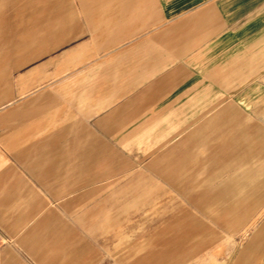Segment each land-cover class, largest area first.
Instances as JSON below:
<instances>
[{
    "label": "rangeland",
    "instance_id": "374dc122",
    "mask_svg": "<svg viewBox=\"0 0 264 264\" xmlns=\"http://www.w3.org/2000/svg\"><path fill=\"white\" fill-rule=\"evenodd\" d=\"M18 1L0 0V264H264V134L236 125V83L256 73L234 72L233 109L200 102L194 85L153 87L170 72H131L160 29L131 28L130 0ZM83 7L89 48L69 62L65 21ZM53 103L50 131L37 105ZM110 113L104 144L86 138Z\"/></svg>",
    "mask_w": 264,
    "mask_h": 264
},
{
    "label": "crops",
    "instance_id": "0c3cea01",
    "mask_svg": "<svg viewBox=\"0 0 264 264\" xmlns=\"http://www.w3.org/2000/svg\"><path fill=\"white\" fill-rule=\"evenodd\" d=\"M24 1L17 2V14H20ZM130 6L131 28L138 25V22H146L148 29H160L159 33L146 36L136 43L135 49H131L136 53L137 50H142L146 56L144 67L131 72H170L164 81L154 82L153 87L167 86L169 90L176 91L187 85H194L200 102L203 99L207 102V97L210 101L217 100L221 93L225 95L222 99L229 102L225 104L227 110L234 107V72H255L257 78L252 83L244 79L236 83V86L242 88L248 84L247 89L240 93L242 102L238 106L242 109L243 116L236 125L257 126V129L248 128V135L255 133L250 132L251 130L264 134V0H130ZM3 7L1 5V14L6 12ZM69 8L70 0H61L59 12H68ZM80 12L77 20L72 15L71 21L68 18L65 21L64 33L68 37L61 44H71L66 49L69 62L74 61L75 55L85 51L86 47L89 48L88 45L85 46V41H80V36L85 23H88L90 10L84 8ZM105 27L107 32L112 28L116 30L114 26ZM57 31L55 28L50 44L54 45L58 39ZM93 34L96 35L97 32ZM116 36L117 34L108 46H114L118 42ZM46 43V40H37V44ZM27 47V40L22 39L16 51L22 55ZM254 92L257 93V101H250V94ZM46 95L43 93V96L47 97ZM228 95L232 96L231 100ZM54 106H49L48 109L37 105V114L42 110L46 111L45 123L49 125L50 131L52 126L57 125V121L53 122L52 119V113L57 110L56 104ZM112 115L110 113L103 118H88L82 129L87 134L86 138L102 142L100 144L103 145L106 140L107 119ZM116 118L118 121L109 123L121 125V118L113 117ZM38 120L42 121L38 118L37 125ZM55 130L49 139H53L52 134L56 138ZM243 131L246 133V128ZM94 162L100 163V154Z\"/></svg>",
    "mask_w": 264,
    "mask_h": 264
}]
</instances>
